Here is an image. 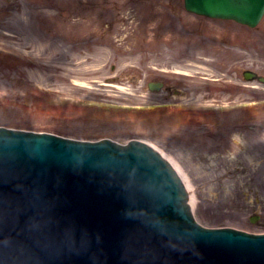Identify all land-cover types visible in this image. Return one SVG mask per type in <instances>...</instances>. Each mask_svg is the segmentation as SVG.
Instances as JSON below:
<instances>
[{"label":"rangeland","instance_id":"rangeland-1","mask_svg":"<svg viewBox=\"0 0 264 264\" xmlns=\"http://www.w3.org/2000/svg\"><path fill=\"white\" fill-rule=\"evenodd\" d=\"M244 68L264 73V16L248 28L190 14L182 0H0V124L146 140L187 177L202 224L263 232L264 102H245L264 99V83L244 81ZM158 74L187 84L152 91ZM163 99L238 105L126 108Z\"/></svg>","mask_w":264,"mask_h":264},{"label":"water","instance_id":"water-1","mask_svg":"<svg viewBox=\"0 0 264 264\" xmlns=\"http://www.w3.org/2000/svg\"><path fill=\"white\" fill-rule=\"evenodd\" d=\"M232 1L237 5L227 6ZM185 6L211 15L228 10L239 16L243 11L245 20L254 24L264 10V0H185ZM21 186L59 193L37 206L26 224L7 221L9 212L14 214V207L7 212L14 192L10 189ZM5 188L7 200L0 206L4 215L0 264H52V254L66 255L67 245L76 258L68 264H264V235L197 226L175 171L139 141L124 146L106 139L90 143L0 128V190ZM24 196L40 198L29 191ZM70 197L104 204L101 212L112 228L95 236V229L75 219L73 213L64 224L51 225L53 218L47 217L54 203ZM109 206L121 212L108 214ZM129 220L134 226L121 231ZM45 232L56 242L46 243ZM35 233L40 236L38 244L28 243L27 249L24 242L22 248L19 241ZM60 259L66 264L65 256Z\"/></svg>","mask_w":264,"mask_h":264},{"label":"bare ground","instance_id":"bare-ground-1","mask_svg":"<svg viewBox=\"0 0 264 264\" xmlns=\"http://www.w3.org/2000/svg\"><path fill=\"white\" fill-rule=\"evenodd\" d=\"M236 5H237L236 1H232V2L227 4V6H233V7ZM161 153H162V155L167 157L168 162L172 165V167L176 171L177 175L180 177L181 181L183 182L184 186L188 190V194H189L188 203H190V205L192 207V204H193L192 202H194V200H195V196L193 194V187L191 186V184H189L187 177L182 173V171L177 167V165L174 164L173 160L164 152L161 151Z\"/></svg>","mask_w":264,"mask_h":264}]
</instances>
